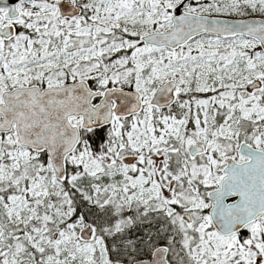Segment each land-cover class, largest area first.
I'll return each instance as SVG.
<instances>
[{"label":"snow or ice","instance_id":"obj_1","mask_svg":"<svg viewBox=\"0 0 264 264\" xmlns=\"http://www.w3.org/2000/svg\"><path fill=\"white\" fill-rule=\"evenodd\" d=\"M0 264H264V0H0Z\"/></svg>","mask_w":264,"mask_h":264}]
</instances>
